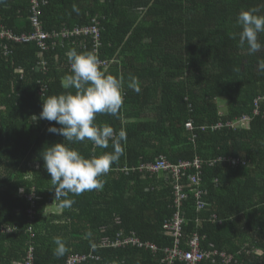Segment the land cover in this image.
Segmentation results:
<instances>
[{
    "label": "trees",
    "instance_id": "16d2710c",
    "mask_svg": "<svg viewBox=\"0 0 264 264\" xmlns=\"http://www.w3.org/2000/svg\"><path fill=\"white\" fill-rule=\"evenodd\" d=\"M39 1L46 32L94 27L98 37L90 31L54 35L42 56L35 42L0 41V225L16 229L0 234V264H23L32 246L34 264H68L72 257L76 264H166L162 251L177 240L163 229L177 211L172 174L138 168L159 159L174 166L195 158L203 166L188 168L178 182L187 193L179 249L188 251L198 236L204 250L233 255L232 264H264V48L248 55L238 46L236 24L242 10L260 7L262 0ZM29 15L30 0L0 4L6 31L32 32ZM258 39L264 45V33ZM73 48L93 52L101 71L124 80L119 118L97 114L95 122L124 129L127 140L124 154L101 177L102 188L55 200L44 149L65 143L85 158L113 151L111 142L95 152L87 140L70 144L49 133L60 125L39 119L43 99L75 92L62 87L70 73L66 53ZM130 77L138 78L139 93L127 88ZM243 116L251 119L249 128L226 126ZM189 122L193 131L186 128ZM219 123L224 128L211 131ZM229 157L238 163L207 166L208 160ZM65 198L74 201L71 208L60 206ZM26 226L34 229L32 237ZM122 231L135 232L157 253L104 245ZM56 237L67 248L62 257L54 255Z\"/></svg>",
    "mask_w": 264,
    "mask_h": 264
},
{
    "label": "clouds",
    "instance_id": "9594fccd",
    "mask_svg": "<svg viewBox=\"0 0 264 264\" xmlns=\"http://www.w3.org/2000/svg\"><path fill=\"white\" fill-rule=\"evenodd\" d=\"M2 3L4 0H0V4ZM261 8H264V0H262L260 7L242 10L236 18V24L240 29L237 34L238 46L245 49L248 55H254L264 48L258 39L259 34L264 33V14H259ZM73 11H78L75 5ZM66 56L70 64V73L62 77V87L75 89V92L69 91L66 94L51 95L43 99L39 119L54 121L60 125L61 127H49V133L63 136L65 141L70 144L87 140L93 144V152H95L96 148H108L111 142L113 151L85 158L79 151L66 146L65 143H58L47 147L46 150L44 149L42 159L44 168L51 176L55 200L67 197L69 193L80 195L86 191L102 188L103 180L101 177L105 176L110 171L111 166L124 154L122 142L127 140L124 129L115 132L113 127L107 124L98 125L95 122L97 114H108L119 118L124 103L122 93L125 86L124 80L101 71L99 68L100 61L91 51L81 53L73 48L66 53ZM127 88L139 93L141 88L138 78L130 77ZM241 119L228 123L226 126L233 129L249 128L251 119L249 118L248 122H242ZM188 124H191L192 127L188 128ZM220 124H217L211 131L223 129L224 125L221 124L222 127H219ZM186 128L189 131L194 130L191 122L186 124ZM206 130L205 127L202 128V132ZM200 159L195 158L200 162L201 168L203 162ZM218 162L238 163L233 157L218 158L208 160L207 166L212 167ZM142 167L144 169L138 168L140 172L151 173L146 170L145 166ZM161 172L151 174H160ZM21 191L23 190L21 189ZM73 203V200L65 198L62 199L60 206L71 208ZM24 229L26 235H29L27 234L28 227L26 226ZM13 233L15 231L0 234ZM54 243L56 245L54 255L62 257L67 251L64 241L62 238L56 237Z\"/></svg>",
    "mask_w": 264,
    "mask_h": 264
},
{
    "label": "built area",
    "instance_id": "2783aa9c",
    "mask_svg": "<svg viewBox=\"0 0 264 264\" xmlns=\"http://www.w3.org/2000/svg\"><path fill=\"white\" fill-rule=\"evenodd\" d=\"M47 2L45 1V4ZM41 3L39 0H30V15H29V22L33 28V31L30 33H23V34H14L13 32L9 30H4V27L0 24V41L8 40L13 41L15 43L20 44H29L32 42H35L37 46L40 48V56H42L43 52L47 51L49 49V46L47 44V41L51 39L54 35L60 36L62 38L69 37L71 35H78L80 33H83L84 31H90L93 33H98V30L94 27L89 29H83L80 31V29H75L73 32H67V33H60L57 34H51L46 32L43 29V21L41 19ZM1 21V17H0ZM98 37V34H96ZM240 121L242 122H248V117H243ZM188 128H191V124L187 125ZM219 127H222L220 124ZM146 170L151 173H158V172H170L173 177L178 178L183 177L185 175V172L190 167H194L196 169L200 168V162L198 160H195L192 163L188 162H181L178 165H170L168 164L164 159L158 160L154 164H150L148 166H145ZM141 169H144V167H141ZM190 181L193 184H197L198 178L196 176H191ZM185 186L181 184L174 185L175 189V204L177 207V211L175 212L173 218L170 221H167L163 225L164 233L170 234L172 237H174L176 240V246L172 249L166 248L163 252V257L161 259V263L166 264H175V262H183L186 264H200L203 261L209 260L212 263H216L217 261L221 260V262L224 263H233L234 262V256L227 254L225 252H219L217 250H204L201 247V238L198 236H195L189 243L190 249L188 251H182L179 249V238L182 234V228L185 223L184 218L181 216L180 212V206L182 204V200L185 199L187 194L184 191ZM197 188L192 191L195 193ZM199 195V192H197ZM203 209L202 204L199 203V210ZM30 222L31 223L34 219V217L30 214ZM9 231H16V229H13L9 226L0 225V233H8ZM27 234L30 235V237L33 236V229L31 227H28ZM104 245L106 247H112V248H127V247H135V248H141V249H150L153 252L157 253L158 248L150 243H144L142 242L135 233H130L125 235L123 232H120L117 234L115 238H107L104 239ZM34 247H29V250L26 254V258L24 260L23 264H34ZM78 261L77 258L72 257L68 264H76Z\"/></svg>",
    "mask_w": 264,
    "mask_h": 264
},
{
    "label": "crops",
    "instance_id": "0c3cea01",
    "mask_svg": "<svg viewBox=\"0 0 264 264\" xmlns=\"http://www.w3.org/2000/svg\"><path fill=\"white\" fill-rule=\"evenodd\" d=\"M144 166V165H143ZM142 167V166H141ZM140 167V168H141ZM142 175H145V174H143L142 173ZM172 177V186H173V190H174V192H175V189H174V185H177V184H179L178 182L182 179V177H178V178H176V177H173V176H171ZM136 179H138V177L136 178ZM58 214V213H57ZM116 224L117 225H120L121 224V220H120V218L119 219H116ZM123 232V231H122ZM130 233H135V232H133V231H131Z\"/></svg>",
    "mask_w": 264,
    "mask_h": 264
},
{
    "label": "rangeland",
    "instance_id": "374dc122",
    "mask_svg": "<svg viewBox=\"0 0 264 264\" xmlns=\"http://www.w3.org/2000/svg\"><path fill=\"white\" fill-rule=\"evenodd\" d=\"M220 104H221V107H222V111H225L226 107H225V101L223 100H220ZM12 231H9L8 233H11Z\"/></svg>",
    "mask_w": 264,
    "mask_h": 264
}]
</instances>
